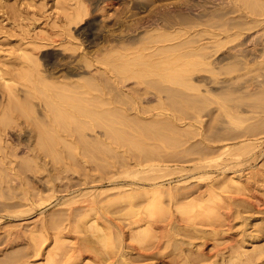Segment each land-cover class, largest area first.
I'll return each mask as SVG.
<instances>
[{"label":"rangeland","instance_id":"obj_1","mask_svg":"<svg viewBox=\"0 0 264 264\" xmlns=\"http://www.w3.org/2000/svg\"><path fill=\"white\" fill-rule=\"evenodd\" d=\"M84 1L86 0H0V69L5 70L4 72H7V74H11L10 72L14 73L17 66L13 64H16L20 59L23 58L21 56L25 51H27L26 53H29V54L32 53V50L37 51L38 50L37 48L40 46V44L42 45V43L47 42L48 39L50 40L56 39L55 41L64 40V42H66L67 41L66 37L69 36L68 33H72L74 38H79V39L81 38L80 40L84 41L83 46H82V48L84 49V52H90V51L93 52L94 48L96 49L97 47H94V46L90 47L89 43L85 42V39H84L85 36L78 32L79 28L76 30L73 24H71L70 26L68 25L70 17L72 16V14H74V11L75 12L77 11L79 6ZM105 2L100 3V6H103L102 4H105ZM163 2H166V0H164ZM197 2H198V5H197ZM191 3L193 4L192 11L195 16V13L199 12V6H201L203 3L198 0H191ZM134 4L135 3L132 0L131 2L130 0H120L118 1V5H117L118 10H114L113 8L108 13L110 17L107 16L106 19L104 18L103 20H101L100 18L98 22L99 24H97L96 27L94 28L95 29L94 32L97 33V38L99 40V41L96 40L97 46H101L100 45L101 42H102L101 44H104V39L106 38L107 35L111 33L115 34L117 37V35L121 31L120 24L122 20L126 18L128 21H130V17H129L130 13L132 11L137 10L136 4L135 5ZM216 4L217 2L215 3L212 1L208 3V5H206V8L208 7L207 8L208 10H212L213 6H215ZM209 7H211L212 9ZM129 9H130V13L128 11ZM139 14L140 15L142 14L143 16L146 14V12L142 11ZM120 18L122 19L120 20ZM127 29L130 30V28H127ZM258 34L259 33L255 32V34H252L250 37L251 38H253L254 36L256 37ZM64 42L62 43L65 44ZM58 44L59 42L52 44L51 47L49 46L48 47L49 51H47V53L52 55L53 54L52 52L55 50V48L60 47V45ZM249 47L251 48V46ZM60 48H59L60 52L64 51L63 50L64 48H61V49ZM81 52L82 50L77 52L74 55V57H73V54L70 53L68 55L65 51L62 52V54L61 53L58 54L57 55L58 58L54 61V63L52 65L51 64L49 65L50 68H52V70L54 71V77L53 79L49 78L48 82L49 83L51 82L53 84L54 82L52 81H55V83H57L60 80L80 81L83 78H87L89 76V73H82L81 72L82 70H80L79 67H77L78 65H81V62H80V59L82 57ZM39 60L40 62H43L41 63L42 66L40 67V71L46 74L44 70L46 68L45 66H48V65L44 63L41 55H39ZM258 73L259 75L262 76V78L260 77V80H263L264 71H257L253 73L252 78L254 76L257 77ZM234 75L228 78L231 80V82L236 80V75L235 76ZM256 77H254L253 78L254 80L252 79V82H250V83H253V81H255V83H253L254 90L252 89L251 92L252 91L254 92L255 90H256L255 92H258L257 89L259 91L261 90V86H260L261 81L260 80L257 81V84H256ZM30 86L33 88L34 85L30 84ZM18 87L25 91V92L24 91L18 92L20 93L18 95L21 97L22 100H24L26 98L25 95H27L26 94L27 89L29 91L30 89L28 87L23 88V86L21 87L18 86ZM34 88H35L34 91H32L35 94V99L33 98V101L35 100L33 102L34 104L33 106H34V110L36 114L33 116H30V115L28 116L27 114L28 109H18L17 113H20L21 115L20 120H19L20 127L23 128V125H25L24 128L26 127L28 128V130H33L38 134L40 130L44 133L46 131L48 132V130H51L53 132L51 134L53 136L55 134V137H56V133H54V130H56L57 132H59L57 133V136L59 135L57 137L59 139L57 140H60V141L63 140L60 137L61 135H65L68 133L70 134L76 133L75 138H78L77 140L79 141L80 144L77 143L78 141L75 139L76 143L70 140L69 143L67 142L66 145L64 146L61 143L63 147L61 145L60 147H58V145L55 146L58 148L52 147L53 151L58 149L56 153H58V155L60 156L56 155V153L55 155L51 153L53 155V156L51 155L52 156L51 158V156L49 155L52 161H50V163H48V165L46 166V168H48V171L50 170V173H47L45 171V165L43 167H40V169L43 168V170H39L38 169L39 167L36 168V166H35V169L37 170L35 169L27 170L26 169L29 166L31 167V162H32V166L34 165L33 158L31 157L30 155L31 153L25 145L26 141L24 139L19 140L13 129L6 130L5 134L1 136L2 138L0 137L1 139L0 140V150L2 151L1 152L2 155H0L1 156L0 157V197H1L0 202H2L0 204V208L2 207L0 209V217H1L0 218V250L2 249V251H0V262H1L0 264H2V262L3 264H10V263L18 264L19 261H20V264H65V263L66 264H72V263L73 264H92V263L93 264H113L115 260H116V264L118 263L119 264H123V263L124 264H260V262L261 264H264V152H263L264 151V138L262 139V137L264 136V129L262 127H259V129L254 132L248 131L249 133H247L248 137L251 135L254 136V137H249L250 141H253V142H255V140H258V142L263 141L261 146L258 144L257 145L258 147H256V150L250 155L244 154L241 157V160L239 163L241 165L240 166L236 165L234 167L230 165L228 167H233V168L225 171V173L211 172L207 174V173H201V171H198V170H193L195 168L196 162L195 161L193 162L192 158L196 157V155L194 154L195 156L193 155V157L190 156L193 154V152L197 150V149H194L195 150L194 151L193 149H191L190 148L191 145L192 146L196 145V148H200V146L202 147V145H204L202 142L207 143L209 140H212V137L218 134H221L222 132H223L222 133L223 135L224 131L225 132L227 131V130H224V131L221 130L222 128L224 129V127H227V126H224V124L227 125V120L224 117V115H223V118H220L221 117L220 115H222L223 113L221 114L220 113L219 114L210 113V114H213L211 115L212 119H214L215 116L219 115V117H217V119H214L213 121L211 119V116L208 115V113H204L203 115H205V117L202 116L203 118L200 119L202 121L201 123H199L200 122L199 119L195 117L191 118L192 121H190V118H189L187 121H189L190 123L193 124V126H195L189 129L192 133V134L190 133L192 136L188 134L189 136H191L189 138H188V135L186 137H183V135L181 136L180 134L175 135V134L169 133L170 137H165V138L162 137L160 139L157 138L156 140L158 142H156L155 140L153 142L149 141L148 143H144L145 145H147V148H149V151L147 150L149 152V154H147L148 162H154V161H157V159L165 161L163 159V156L164 158L168 156L164 155V153H167V155H169L171 153H168V151H170L174 153L175 157L169 155L168 158L172 159L174 157L173 159L175 160V158L178 157L177 158L178 161H176L177 159L175 161L172 159L174 161L173 162L172 160L165 158L166 164L172 168L178 167V168L184 169V171L182 172L172 174L171 176L168 177L166 181L162 182V184H164L165 187H168V188L171 187L174 190V194L172 193L173 199L170 198L169 196L167 198V195H164L165 197L163 196L162 198L163 200L164 198L166 200L163 201L161 199L160 201H158V204H157V201L156 202L150 201L149 195L141 193L143 192L144 188L149 187L148 181H145L140 177L139 179L138 176L132 177V176H128L125 173H123L128 163H130L129 158L132 157L134 158L133 160H136L135 157L132 156L131 154L132 151L130 150L133 149L135 151V152L133 151L135 155L139 154V152L136 151L134 147L131 148V146L129 145L130 146L129 148L131 149L128 152L127 148L125 149V145L126 147L128 146L127 144H124L126 141L125 142L121 141L124 146H122L121 142L116 141V140H113L116 143L115 142L112 143L111 141L113 138L111 139V136H110L109 140H111L110 141L111 144L109 145V148H106L107 144L105 143H104L105 146H103L104 144L101 146L104 150L107 151V153L104 151L106 155L104 154L103 150H101V148H100L101 151L98 148H96L98 149V151L103 153L106 157L104 155H101L100 152L98 154V152H96V149H93V147H98L97 143H99L100 140H102L103 142V140L106 139L105 137L106 131L104 130V128L102 129L100 128L99 130L96 128L95 130H93L94 132L93 133L89 127H88L89 130H88L86 129L87 127L85 126L84 128L85 130L83 129L84 131H80L84 127V126H81L83 125V122L85 121L88 122L89 119L83 118V117L76 119L75 117H72L74 119V122H73L72 118L68 115H65V113H62L63 116H60L58 114L60 118L58 117L57 120L59 122L56 120L58 116L57 113L56 114L52 113V116L55 118L54 120L56 121L52 119L53 120V121L51 120L52 123L49 122L46 118V113L44 112H46L47 108L54 107L52 106L53 102L51 101L49 96L47 97V95H49L47 92H44V90L42 91L40 90L42 87L39 84L36 85ZM10 93H11L10 89H8L4 85V81L0 78V101L5 100L3 101L4 105L11 100L15 101V99L13 98L14 96L12 94L10 95ZM43 94L45 95L44 97H43ZM40 97H42V99H44L46 102L42 100ZM52 97L54 98L53 94H52ZM252 97L254 98L255 96L253 95ZM252 97H249L248 98L249 100L246 99L247 101L246 100L245 101L246 103L250 104L252 100H256L257 102L256 104L254 103L255 101L254 102L252 101L250 104L251 106H253L252 107L253 110L252 108H249V105H246L245 103L242 110L243 111L246 110V111L245 112L242 111V113L240 114L237 113V116L241 115V117H243L241 119L245 121L243 122V126H244L243 129L245 127H247L246 129H248L249 127V130H250L251 126H254V125L259 126L264 121V106H263L264 102H262L261 100L262 98L260 96L256 95L254 99H252ZM259 99H260V102H259ZM39 100L41 101L39 102ZM43 101L44 103H42ZM45 103L48 105L50 104L51 106L49 105L50 107L49 106L46 107L45 105H43ZM152 103L154 104L156 102L153 101ZM258 104H260L261 107L259 106V108L256 107L254 109L255 106H258ZM246 108H248L249 110ZM252 111L255 113H253ZM242 114L245 115V118ZM246 115H247V118H246ZM65 116H68L70 120L67 117L65 119ZM206 116L207 117L209 116V117L207 118ZM34 119H36L37 121ZM208 120L210 123L211 122L212 123L210 124ZM223 120H225L226 122H224ZM43 121H45L44 123L45 125H43ZM75 121H77V123ZM216 121H219L220 124L215 123ZM34 123L35 125H33ZM68 123L70 125H68ZM213 123L216 124L220 129L216 125L213 126ZM207 124L209 127H207ZM51 125L53 127H50ZM220 125H222L223 127H221ZM211 126L213 127L211 128ZM182 127L183 125L180 126V128ZM193 130L195 131V133H193ZM47 132H46V135L51 136L50 134L48 135ZM82 132H84V134H82ZM251 132L253 133L251 134ZM78 134L80 135L82 134L80 137L84 135L83 136L84 139L82 140L83 142L85 141L84 144H81L82 142ZM132 134H135V133L133 132ZM257 134H259V136L256 137ZM97 139L98 140L100 139V140L96 142ZM166 139L169 140L168 142L169 144L167 143ZM178 139L181 140V142ZM185 139L187 141H185ZM197 139H199L200 141ZM183 140L186 142V144ZM161 141H163L162 143L164 145L162 143H159ZM173 141L174 143H172ZM114 143L116 146L113 145ZM198 143H200L201 145L199 146ZM67 144H69L71 147L69 145L68 147ZM120 144L122 146V147L120 146L122 150L119 147ZM149 144L150 146H148ZM165 144H166V147H165ZM220 144H225V143H220ZM87 145L89 146L94 145V146H92L90 150L89 148H85L87 147ZM152 145L157 146L155 148L159 149L158 152H157V149H155L154 147H153L154 149L152 148L151 150ZM71 148L72 149L75 148V149L72 150ZM163 148L165 149V151L167 150V152H164ZM203 148H200V149H203ZM69 149L71 150L69 151ZM107 149L110 150L109 151L110 153H108ZM111 149H114V152H116L115 156L117 155V153H118V156L115 157L114 152L112 153L113 154L112 155ZM188 149H190L191 151H187ZM88 150L92 152L93 150H95L93 152L92 157H91L92 152L90 154V151ZM43 151L44 153L47 152L45 150ZM58 151H60V153ZM71 151H73V155H71L72 154ZM126 151L127 153L125 154ZM182 151L184 155H185L184 152L187 151L186 156L183 157ZM161 152H163V154H161L163 156L160 155ZM173 153L171 155H173ZM176 153L180 155V157L177 156ZM158 154L159 156H157ZM5 156L7 158H5ZM124 156H128V159H126L127 157H124ZM137 156L139 158V155ZM119 157L121 158L124 157L122 160L123 162L126 161L125 164L123 163V165L125 166H123L122 164L119 165L120 161L122 162L121 159L119 161ZM181 157L185 159L186 157L187 158L189 157V159H186L184 161V159H182ZM30 158H32V160ZM47 158L51 160L49 157ZM47 158L46 160H48ZM259 158L261 161L259 160ZM187 160H190V161L187 162ZM53 161H55L54 164H53ZM14 162L17 164V167L14 164ZM144 163H147V162H144ZM51 164L55 166H52ZM117 165L119 166V168L121 167L120 169H122V172H120L119 168H117L118 167ZM111 166H113L114 169H111L112 168ZM13 167L14 168L16 167V168L14 169ZM68 167L70 168L69 170L67 169ZM13 169L19 172V176L13 175L14 174ZM110 170L111 171L114 170V172L119 171L120 173L116 175L118 177L116 179V184L110 182L109 178L110 176L112 178V175H113V174L112 175L110 174L114 173V172H111ZM108 171H110L109 175H107ZM238 173L241 175L243 174L242 177L244 179L246 178L249 179L248 175L250 174L249 175L251 178L249 179L250 182L248 181V179H246V183L245 181H242L243 183L238 184L243 189H241V187H235L232 183L233 179H237V178L239 179L240 175ZM104 174H106V176H103ZM224 174H226L227 177L230 175L229 179L226 178ZM43 175L45 178H43ZM223 175L226 179L223 177ZM49 178H51V180ZM95 178L98 179V181H96ZM106 178L109 179V181L106 182ZM213 178H214V181H216L215 183L213 181ZM102 179H103V182H101ZM219 181L220 182L224 181L225 183H222V182L220 183ZM254 182H256L257 185ZM211 183H214V184L211 185ZM244 187L248 189L246 188L244 189ZM111 188H118L117 191L115 190L117 192L118 197L116 196V194L111 196L113 197V199L111 197H108V198H111V201L115 199L114 197H117V200H120L122 196L124 197L126 196L125 193L124 195L120 194L121 195L120 196L119 195L120 192L125 191L127 194L130 191L129 194H127V196L129 197V198L127 197L128 199L122 197L124 200L126 199L125 201L127 203H125V201L123 202L122 200H120L118 204L119 206H115L118 203L116 199L114 200V202H111V201L109 202L110 199H107L104 195H102L101 197H103V200H106V201L108 200L107 208H103L104 206L106 207L107 204L104 205L106 202L104 203L102 198H99L100 201L103 202V203H99L100 201L98 200L99 201L98 203L101 204V206L98 205L97 203L96 208H91L92 211L89 210V208H85L84 210L82 209L81 211V209L79 208L80 204L81 203L86 204L87 201H89V199L92 198L91 194L95 195V193L108 190ZM236 188L240 190L239 191L240 195H239V192L235 191ZM132 192L133 194H131ZM137 192L141 194L139 193L137 194ZM182 192L184 195L182 194ZM251 192L253 194V197H252ZM143 194H144V197H143ZM1 195L3 196V199L8 198L5 200L10 199L11 201L3 200ZM130 195H133V196L135 195V197H141V198L143 197L145 201L147 199L148 200L147 202L143 203L141 202L143 201V198L142 199L138 198L139 199L138 200L134 197H130ZM175 195H176V198H175ZM214 195L217 197H215ZM245 195L247 196V198ZM47 196H49V198L47 199L44 198ZM145 196H147V198ZM39 200L44 201V202H40ZM219 201H221L223 204ZM12 203L13 204L19 203L17 205L20 207L16 206V204L13 205ZM124 203H125V207L123 206ZM11 204L13 206H16L15 210L13 211L10 210V209H14V207H10ZM126 204H127V207H126ZM149 204L153 205L151 209L147 207V205L149 206ZM162 204H164L165 208L168 206L166 210L163 208ZM219 204L223 206L221 207L219 206ZM6 205H8V207H6ZM21 205L23 206L21 207ZM24 205H25V210H24ZM102 205L104 206L102 207ZM156 205H158V207L161 208V210L158 209ZM68 206H71L70 210H68ZM73 207L74 208L78 207L76 211L78 213L79 211H81L83 215L81 214V212L77 215ZM130 207L133 208V211L131 210ZM146 207L151 210V213L153 209L154 215L153 213L151 214L150 211L148 212L147 209H144ZM101 208H103L104 211ZM8 209L13 214L8 212ZM26 209H29V213H27L28 210ZM31 209H33V211ZM154 209H156L157 211H154ZM22 210L23 212H21ZM58 210L60 212H58ZM73 210L74 212L72 215ZM86 210H88L89 212ZM100 210H102V212ZM212 210H213V213H212ZM206 211H207V214L205 213ZM85 212L87 213L85 214ZM209 212H211L213 215ZM224 214L226 216H224ZM59 215L62 216V219L60 218ZM57 218H58V221L56 220V222L54 223V220ZM60 221L61 223L57 224ZM154 222L156 223V225ZM93 224H95L94 225L95 227L98 226L99 228L98 227H96L98 229L93 228L94 227ZM159 224L160 226H157ZM108 228L110 229L108 230ZM99 229L100 230L102 229L104 231H100ZM108 232L109 234L111 232L112 237L108 235ZM45 234L47 235V237L40 238L42 241V244L40 247V244H38L39 246L37 245V242L41 243L38 237H41L42 235L46 236ZM102 234L105 237L102 236ZM115 234H116V237H115ZM145 234L147 236H145ZM100 235L102 236V238L104 237L106 239L105 240L103 238L105 240L103 241L106 242V245L101 241L102 238ZM113 236L115 239L113 238ZM43 239H46L45 240L46 243ZM56 240L58 241L57 243L59 244L58 246L55 243L57 242ZM110 240H111V243L113 242L112 243L114 245V246L112 245L113 247H111V244H110V247L107 246L110 243ZM174 242H175V245H174ZM62 244L64 245V248ZM73 245H74V248H73ZM54 247H58L56 248L57 251H55ZM84 248L87 249V251L90 253H87V251H85ZM256 248L258 249V251L256 250ZM64 249L66 250V252H64L65 251ZM52 250L55 253L57 252V254L51 255L50 253H54L52 252ZM61 250L62 251L64 250V251L62 252ZM113 250L116 252H114ZM112 252L113 254H110ZM121 252L122 253L125 252L124 253L125 257L120 256ZM48 253L50 254L51 257L49 256ZM48 257L50 258V261ZM46 259L49 261V263L47 262ZM15 260H17L18 262ZM122 260H124V262Z\"/></svg>","mask_w":264,"mask_h":264},{"label":"bare ground","instance_id":"obj_2","mask_svg":"<svg viewBox=\"0 0 264 264\" xmlns=\"http://www.w3.org/2000/svg\"><path fill=\"white\" fill-rule=\"evenodd\" d=\"M86 1L82 2V4L80 6L78 5L79 8L77 9L76 12L74 11V14H72V16L70 17L68 25L70 26L71 24H73L74 28H76V30L79 28L78 32L85 36V38H84L85 42H88L90 47H92V46L97 47L96 49L94 48L93 52L92 51L84 52V49L82 48L84 41L80 40L81 38L80 39L74 38L72 33H68L69 36L66 37V40H67L66 42H64V40L55 41L56 39L55 40L48 39L47 42L42 43V45L40 44L39 47L37 46L38 47L37 51L32 50V53H30V54L26 53L27 51H25V52L23 51L24 53L22 54L21 57H23L24 60L22 58L16 64H13V65L17 66L14 73L10 72L11 74H7V72H4L5 70L0 69V78L4 81V85L8 89H10V91H11L10 95L12 94L14 96L13 98L15 99V101L11 100L8 103H6L5 105L3 104L4 103L3 101H5V100L0 101V137L5 134L6 130L13 129L19 140L24 139L26 141L25 145L31 153L30 155L33 158V164H34L32 166V162H31V167L30 166L27 167L26 168L27 170L35 169V166H36V168L39 167L38 168L39 170H43V168L40 169V167H43L45 165V171L47 173H50V170L48 171V168H46V166L48 165V163H50V161H52V159H51L53 156L52 154L55 155L56 151L58 150L57 149V150L53 151V148L56 145H58V147H60L61 143L64 146V145H66L67 142L69 143L70 140L75 142L78 139V138H75L76 133L75 134L74 133L73 134L68 133L70 135H68V134L61 135L60 137L63 140L60 141V140H57V139H59V138H57L59 136V135L57 136V133H59V132H57L56 130H54V133H56V137H55V134H54V136L51 134V133H53L51 130H48V132H50V133H48L46 131L48 135L49 134L51 135V136H47L46 132L44 133L41 130L38 134L33 130H28V128H26V127H25L26 128L25 129L24 128L25 125H23V128L20 127L19 120H20L21 115H20V113H17L18 109H28V111H27L28 116L29 115L33 116L36 114V112L34 110V106H33L34 105L33 102L35 101V100L33 101V98L35 99V94L32 91H34V89H35L34 87L38 84L42 87L40 90L41 91L44 90V92H47L49 95H47L46 93L45 94L47 95V97L49 96V98L53 102L52 106H54V107L47 108L48 110L45 108L46 112H44V113H46V118L49 122H51L52 119L53 120L55 119L52 116V113H55V114L57 113V115L59 114L60 116H63L62 113H65V115H68L71 118L75 117L76 119H79L82 117L88 118L89 121L83 122V125H81V126H84V127L81 130L79 129L80 131H84L85 126L87 127L86 129H88V127H89L92 130V132L96 128L98 130L100 128L101 129L104 128V130L106 131L105 132L106 139L103 140V142H102V140L99 139L101 141L100 142L97 139L96 142L99 141V143H97L98 147H93V149L98 148L100 150V148H101V150H103V152L105 151L107 153V151L104 150L101 146L105 143V144H107L106 148H109V145L111 144V142L113 143V142H115L113 140H116L119 142H121V141L125 142L126 141L124 144H127L128 147H126V145H125V149L127 148L128 152L133 147H134V149H136V151L139 152V154H137V155H139V158H138V156L134 154L135 151L133 149L130 150V151H132V153L131 152L130 153L132 154L133 157H135L136 160H133L134 158L130 157L129 158L130 163H128V165H127L126 169L123 171V173H125L128 176H132V177L138 176V178L140 177L143 180L148 181L149 187L144 188L143 192H141V193L149 195L150 201L151 202L157 201V204H158V201H160L161 199L163 200L162 197L164 195H167V198H168V196L170 198H172V193L174 194V190L171 187L170 188L165 187L164 184H162V182L166 181L168 179V177L171 176L172 174L182 172V171H184V169L178 168V167L172 168L166 164L165 158H168L169 155L175 157L174 153L170 152V151H168V153H171V154L173 153V155H171V154L167 155V153H164V155L168 156L165 158L163 155H161V154H163V152L160 153V155L163 156V159L165 161L157 159V161L148 162V155L147 154H149V152H148L149 148H147V145H145L144 143H148L149 141L153 142L157 138L160 139L162 137L163 138L170 137L169 136L170 134H175V135L180 134L181 136L183 135V137H186L188 134L189 135L192 134L189 129L191 127H195V126H193L192 123L187 121L189 118H190V121H192L191 118L195 117V118L199 119V121H200L199 123H201L202 121L200 119L205 117V115H203L204 113H208L209 116L213 115L210 113H215V114L216 113H218V114L223 113L222 115H220L221 116L220 118H223V115H224V117L227 120V125L224 124V126H227V127H224V129L222 128L221 130L222 131L227 130L226 132L224 131V134L225 133L226 134L222 135V133H223L222 132L221 134H218V135L212 137V140H209L208 142L206 141L207 143L202 142L204 144V145H202V147L200 146L201 144L198 143L200 148H203V146H204L203 149L196 148V145L195 146L191 145V147H190L191 149H193V150L197 149L196 151L194 150L195 152H193L192 155H190L192 157L194 154L196 155V157H193V158L191 157L192 161L196 162L195 168L193 170H198V171H201V173H207V174H209L211 172H220V173L223 172V173H225V171L232 169L236 165L240 166L241 164H239V163H240L241 157L244 154L250 155L251 153H253L256 150V147H258L257 146L258 144L261 146L263 141H260V142H258V140H255V142L250 141L249 137H254V136L251 135L248 137L247 133H249L248 131L254 132V131L258 130L259 127H262L264 129V121L259 126L258 125L251 126L250 130H249V127H248V129H246L247 127H245L243 129V127H244L243 122H245V121H243L241 119L243 117H241V115H239V114L242 113V111H243L242 108H243L244 104L246 103V101L249 100L248 98L252 97L253 95L255 97H256V95L260 96L262 98V99L261 98L260 99L262 100V102H264V78H263V80H260V77L262 78V76L259 75V73H258V75L256 74L257 77L254 76V77H256V84H257V81H259V80L261 81V83H260L261 90L259 91L257 89L258 92H255L256 90L254 92L252 91L253 93L251 92L252 89L254 90V84L253 83H255V81H253V83H250V82H252V79L254 78V77L252 78L253 73H255L257 71H264V0H198V1L202 2L203 4L202 3H201L202 5L199 4V5H201V6H199V12L195 13V16H194L193 11H192L193 10V8H192L193 4L191 3V0H166V2H163L164 0H132L136 4L137 10L136 11L131 10L132 11L131 13H130V9L128 10L130 13V15H129L130 21H128L126 18L124 20H122V22L120 21L121 22V24H120L121 31L117 35V37L113 33L107 35L106 38L104 39V44H101L102 42L100 43L101 46H97V44H96V40H98V38H97V33L94 32V30H95L94 28L96 27L97 24H99L98 22H99L100 18H101V20H103L104 18L106 19V17L109 16L108 13H109V11H111V9L114 8V10H118L117 5H118V1H120V0H88L87 2ZM212 1L215 3L217 2V4L215 6H213V9L211 7H209L212 10H208L207 9L208 7L206 8V5H208V3L212 2ZM102 2H105V4H102L103 6H100V3H102ZM130 2H131V0H130ZM131 4H133V3H131ZM197 5H198V2H197ZM142 11L146 12V14L143 16H142V14L141 15L139 14ZM121 19L122 18H120V20ZM125 28L127 31L125 30ZM127 28H130V30H128ZM69 31H70V29H69ZM255 32H257L259 34L256 37L254 36L253 38H251L250 36L252 34H255ZM58 42H59L58 45H60L61 48H64L63 50L68 55L70 53L73 54V57L77 52L82 50V52H81L82 57L80 59L81 65H78L77 67H79V69L82 70L81 71L82 73H89V76L87 78H83L80 81L60 80L57 83H55V81H52V82H54L53 84L51 82L50 83L48 82L49 78L53 79V77H54V71L52 70V68H50L49 65L50 64L52 65L54 63V61L58 58L57 55L60 53L62 54V52H64V51L60 52V50H59L60 47L59 48L54 47L55 50L52 52L53 53L52 55L48 54L47 51H49V48H48L49 46L51 47L52 44L58 43ZM62 42H64L65 44H63ZM249 46H251V48ZM39 55L42 56L44 63L46 65H48V66H45L46 68L44 70L46 74H44L43 72L40 71V67L42 66L41 63H43V62H40ZM234 74L236 75V80L234 78L235 81L231 82V80L228 78L232 77V75H234ZM54 80H56V79H54ZM232 80H233V78H232ZM30 84L34 85L33 88L30 86ZM18 86H20V87L23 86V88L28 87L30 89V91L27 89V91H26L27 95H25L26 98L24 100H22L21 97L18 95V94H20L18 92H20V91L22 92L24 90H22ZM255 89H256V87H255ZM8 92H9V90H8ZM52 94L54 95V98L52 97ZM44 96L45 95L43 94V97ZM36 98H37V96H36ZM40 98L42 99V97H40ZM254 98L252 97V99H254ZM260 99H259V102H260ZM42 100H44V99H42ZM40 101L41 100H39V102ZM44 101L42 103H44ZM153 101H155L156 103L153 104L152 103ZM252 101L253 102L255 101L254 102L255 104L257 103L256 100H252ZM52 102H50V103H52ZM251 102H250V104H251ZM250 104L246 103V105H249V108H252L253 106H251ZM43 105L48 107L50 104L48 105L45 103ZM259 106H260V104H258V106H255L254 109L256 107L259 108ZM263 106H264V103H263ZM263 106H262V108H263ZM246 109H248V108H246ZM252 110H253V108H252ZM245 111H243V112H245ZM235 113H236V115H235ZM237 113H239L238 115L240 117L237 116ZM253 113H255V112H253ZM215 114H214V116H215ZM59 115L57 116L56 120L58 119ZM242 115L245 118V115L244 114H242ZM68 116H65V119H66V117L68 118ZM217 117H219V115H217V116H215V118L214 117L213 118L217 119ZM246 118H247V115H246ZM68 119L70 120V118H68ZM211 119H212V116H211ZM214 119H212V121ZM34 120H36V119H34ZM56 120H54V121H56ZM193 120H195V119H193ZM72 121L74 122L73 118H72ZM219 121H221V120H219ZM219 121H216L215 123H219ZM223 121L226 122L225 120H223ZM75 122L77 123V121H75ZM86 122H87V124H86ZM208 122H209V120H208ZM44 123H45V121H43V125H45ZM33 125H35V123ZM66 125H67V123H66ZM68 125H70V124L68 123ZM181 125H183L182 128H180ZM214 125H216V124L213 123V126ZM222 125H223V123H222ZM222 125H220V126L223 127ZM213 126H211V128ZM247 126H249V125H247ZM50 127H53V126L51 125ZM119 127H120V129H119ZM207 127H209L208 124H207ZM39 128H41V127H39ZM221 130H219V131H221ZM131 131H133L135 134H132L133 132H131ZM253 132H251V134ZM193 133H195L194 130H193ZM82 134H84V132H82ZM78 135H79V137L81 136L80 134H78ZM189 135H188V138L192 136V135L191 136H189ZM83 136L80 137V140L82 142L81 144H84V142H85V141L84 142L82 141L84 139ZM110 136H111V139L113 138L112 141L109 140ZM257 136H259V134H257L256 137ZM193 137H194V135H193ZM192 138H190V139H192ZM263 138H264V136L262 137V139ZM197 140H199V139H197ZM179 141L181 142V140H179ZM185 141H187V140L185 139ZM87 142H86V144H87ZM156 142H158V141L156 140ZM162 142L163 141H161L159 143H162ZM168 142H169V140H167V143ZM77 143H79V141ZM115 143L113 145H115ZM172 143H174V141ZM220 143H225V144H220ZM105 144L103 146H105ZM121 144H122V146H124L122 142H121ZM121 144L119 145V147L121 146ZM185 144H186V142H185ZM68 145L69 144H67V146ZM89 145H90V143H89ZM89 145H87V147H85V148L90 149L92 146H94V145H92V146H89ZM129 145L131 146V148H129L130 147ZM148 146H150V144ZM160 146H162V145H160ZM169 146H171V145H169ZM169 146H168V148H169ZM177 146H178V144H177ZM58 147H55V148H58ZM121 147H120V149H121ZM153 147L155 148L157 146L152 145L151 150ZM165 147H166V144H165ZM71 149H69V151ZM74 149H72V150H74ZM98 149H96V152H98V154H99V152L101 150L98 151ZM155 149H157V152H158L159 149L158 148H155ZM3 150H4V148H3ZM43 150H45L47 152L44 153ZM90 150H88V151H90ZM107 150H108V153H110L109 152L110 150L109 149H107ZM121 150H119V151H121ZM51 151H53V152H51ZM94 151L95 150H93V152ZM163 151L167 152V150L165 151V149ZM183 151H185V150H183ZM183 151H182V154H183ZM187 151H191V150L188 149ZM1 152L2 151L0 150V153ZM58 152L60 153V151H58ZM71 152H72L71 155H73V151H71ZM91 152L92 151H90V154H91ZM93 152L91 154V157L93 155ZM105 152H104V154H105ZM113 152H114V149H111V154ZM153 152H154V150H153ZM186 152H184L185 155L183 154V157L186 156ZM126 153H127V151L125 152V154ZM100 154L104 155L101 152H100ZM115 154H116V152H114V156H115ZM178 154H179V152H178ZM178 154H177V156L180 157V155H178ZM0 155H2V153ZM49 155L50 156L52 155L51 158ZM56 155H58V153H56ZM96 155H97V153H96ZM7 156H8V154H7ZM58 156H60V155H58ZM116 156H118V153ZM157 156H159V154ZM187 156H189V155H187ZM47 157H49L51 160H49ZM124 157H127L126 159H128V156H124ZM124 157H122V158L119 157V161H120V159L122 160ZM5 158H7V157L5 156ZM32 158H30V159L32 160ZM46 158L49 161L46 160ZM55 158H56V156H55ZM177 158H175V160ZM168 159H170V158H168ZM172 159H170V160H172ZM182 159H184V161H185L186 159H189V157L188 158L186 157V159L185 158H182ZM190 160H187V162H189ZM259 160H260V158H259ZM176 161H178V159ZM54 162L55 161H53V164H54ZM125 162H123V160H122V162L120 161L119 165H121V164L123 165V163L125 164ZM144 162H147V163H144ZM14 164L17 167V164L15 162H14ZM53 164H51V165L55 166ZM115 165H116V163H115ZM230 165H232L233 167H228ZM123 166H125V165H123ZM111 167H112L111 169H114L113 166H111ZM117 168H119V166ZM120 168H119V170H120V172H122V169H120ZM14 169H13V173H14L13 175L19 176V172L14 170ZM49 169H50V167H49ZM67 169L69 170L70 168L68 167ZM35 170H37V169H35ZM110 171H108L107 175H109ZM111 172H114V170ZM51 174H52V172H51ZM118 174H120L119 171L110 174V175H112V178H111V176L109 178L111 183L116 184V179L118 178L116 175H118ZM233 174H231V175H233ZM224 175L226 176V174H224ZM224 175H223V177H224ZM239 175H238L239 179L237 178V179L232 180V183L235 187H241L238 184L243 183L242 181H245V183H246V179H248V178L244 179L242 177L243 174L242 175L239 174ZM249 175H248V177H249V179H251ZM103 176H106V174H104ZM98 177H100V176H98ZM229 177H230V175L228 177L226 176V178H228V179H229ZM43 178H45L44 175H43ZM107 178H106V182L109 181V179H107ZM126 178H128V177H126ZM49 179L51 180V178H49ZM225 179H224V181H225ZM230 179H232V178H230ZM249 179H248V181H249ZM1 181H2V179H1ZM96 181H98V179H96ZM213 181H214V178H213ZM224 181L223 182L221 181V182L225 183ZM101 182H103V179ZM215 182L216 181H214V183ZM214 183H211V185H213ZM254 183L256 184V182H254ZM80 188H81V186H80ZM245 188L246 187H244V189ZM138 189H140V188H138ZM185 189H187V188H185ZM241 189H243V188L241 187ZM246 189H248V188H246ZM115 190L117 191L118 188H111L108 190H104V191L95 193V195L91 194L92 198L89 199V201H87L86 204H82V203L80 204L79 203L80 204L79 208L81 209V211H82V209L84 210L85 208H89V210H91V208H96L97 203L100 201L99 198H102V200H103V197H101L102 195H104L107 199H110L109 200V202H110L111 198L113 199V197H111V196H113L114 194H116V196H117V192ZM172 190H173V192H172ZM181 190H179V191H181ZM141 191H142V189H141ZM235 191L239 192L240 190H238L236 188ZM59 192H60V190H59ZM129 192L127 194H129ZM134 192H135V190H134ZM124 193L126 196L125 197L122 196V197L128 199L129 197L127 196L125 191L120 192L119 195L120 194L124 195ZM138 193L139 192H137V194ZM141 193H139V194H141ZM131 194H133V192ZM144 194H143V197H144ZM182 194H183V192H182ZM251 194H252V192H251ZM255 194H256V192H255ZM239 195H240V192H239ZM108 197H111V198H108ZM117 197H114L116 199V201L118 202L117 203L115 201L117 203V205L114 204L115 206H119L118 204H119L120 200H122L123 202L126 200V199L124 200L122 197H121V199L118 198L120 200H117ZM130 197H134L136 199H138V198L142 199L143 198V197L142 198L141 197H135V195L134 196L130 195ZM145 197L147 198V196H145ZM215 197H217V196H215ZM252 197H253V194H252ZM44 198L47 199V198H49V196L44 197ZM175 198H176V195H175ZM246 198H247V196H246ZM2 199H3V196H2ZM5 199H8V198H5ZM5 199H3V200H5ZM0 200H1V197H0ZM9 200H5V201H9ZM114 200L111 202H114ZM147 200L145 201L143 198V201H141V202L144 203V202H147ZM164 200H166V199L164 198ZM103 201H104V203L106 202L104 205H106V204L107 205H106V207L104 205H102V207L104 206L103 208H107L108 200L107 201L103 200ZM172 201H174V200H172ZM40 202H44V201H40ZM131 202H132V200H131ZM219 202H221V201H219ZM1 203L2 202H0V204ZM99 203H103V202L100 201ZM99 203H98V205L101 206V204H99ZM125 203H127V202L125 201ZM125 203L123 204L124 207H125ZM12 204L10 205V207H14V209H10V210L13 211V210H15V207L18 206L17 204H19V203H17V204L15 203L16 206H13L15 204H13V205ZM152 204H149V206L147 205V207H149L151 209L154 205V204L153 205ZM237 204H239V203H237ZM150 205H151V207H150ZM227 205H228V203H227ZM22 206L23 205H21V207ZM112 206H113V204H112ZM156 206L158 207V205H156ZM162 206L165 210L168 207L167 206L165 208L164 204H162ZM219 206L222 207L223 205L219 204ZM6 207H8V205H6ZM18 207H20V206H18ZM126 207H127V204H126ZM147 207L144 209H147L148 212L150 211V213H151V210ZM77 208H74V210L76 211ZM103 208H101V209L103 210ZM130 208L133 211V208L132 207H130ZM70 209H71V206H68V210H70ZM99 209H100V207H99ZM158 209L161 210V208H159V207H158ZM24 210H25V205H24ZM26 210H28L27 213H29V209H26ZM31 210L33 211V209H31ZM64 210H66V209H64ZM74 210L72 211V215H73ZM102 210H100V211L102 212ZM116 210H118V209H116ZM119 210H121V209H119ZM213 210H212V213H213ZM81 211H79V213ZM86 211H88V210H86ZM154 211H157V210L154 209ZM162 211H163V209H162ZM8 212L11 213V211H9V209H8ZM21 212H23V210ZM24 212H26V211H24ZM54 212H55V210H54ZM58 212H60V211L58 210ZM76 213H77V215L79 214L77 211H76ZM86 213L87 212H85V214ZM152 213H153V209H152ZM205 213L207 214V211ZM209 213H211V212H209ZM11 214H13V213H11ZM81 214H82V212H81ZM236 214H237V212H236ZM65 215H66V213H65ZM153 215H154V213H153ZM59 216L62 219V216L61 215H59ZM224 216H226V215L224 214ZM80 217H82V216H80ZM72 219H73V217H72ZM13 220H15V219H13ZM56 220L58 221V218L54 220V223L56 222ZM64 221H65V219H64ZM52 222H53V220H52ZM60 223H61V221L57 224H60ZM64 223H66V222H64ZM102 223H103V221H102ZM95 224H93V226ZM155 225H156V223H155ZM157 226H160V224ZM177 226H178V224H177ZM96 227H98V226H96ZM96 227L94 226L93 228H95V229L99 228V227L98 228H96ZM109 229L110 228H108V230ZM94 231H96V230H94ZM100 231H104V230L101 229ZM116 234H115V237H116ZM108 235L110 237H112L111 232H110V234L108 232ZM42 236L38 237L40 241H41L40 238L47 237V235L43 236V237ZM102 236H104V235L102 234ZM102 236H101V238H102ZM109 236H107V237H109ZM145 236H147V235L145 234ZM122 237H123V235H122ZM103 238H102V240L101 239L100 240L106 245V242H104L106 239L104 238L105 239L104 240ZM113 238H114V236H113ZM46 239H43V240L45 241ZM107 239H109V238H107ZM111 240H110V243L107 242V243H109L107 245L109 247H110V244H111V247L114 246L112 244L113 242L111 243ZM37 241H38V239H37ZM45 243H46V241H45ZM55 243L57 244L58 241ZM38 244H40V247H41L42 241H41V243L37 242V245ZM58 245L59 244H57V246ZM174 245H175V242H174ZM54 246H56V245H54ZM62 246L64 248L63 244H62ZM54 248H55V251H57L56 248H58V247H54ZM60 248H61V246H60ZM73 248H74V245H73ZM105 248H106V246H105ZM84 250L87 251V249H85V248H84ZM256 250L258 251L257 248H256ZM0 251H2V249ZM108 251H110V250H108ZM49 252H50V250H49ZM52 252H54V251L52 250ZM64 252H66V250ZM114 252H116V251H114ZM87 253H90V252L87 251ZM124 253L121 252L120 256L125 257ZM50 254L51 255L57 254V252L56 253L55 252L50 253ZM50 254H49V256H50ZM82 254H84V253H82ZM110 254H113V252ZM18 256H17V258H18ZM62 256H63V254H62ZM114 256H113V258H114ZM111 257H112V255H111ZM130 257H132V256H130ZM52 258H53V256H52ZM135 259H136V257H135ZM112 260H114V259H112ZM15 261H17V260H15ZM49 261H50V258H49ZM49 261L47 260L48 263H49ZM122 261L124 262V260H122ZM133 262H134V260H133ZM2 264H3V262H2ZM18 264H20V261ZM113 264H116V260ZM260 264H261V262H260Z\"/></svg>","mask_w":264,"mask_h":264}]
</instances>
